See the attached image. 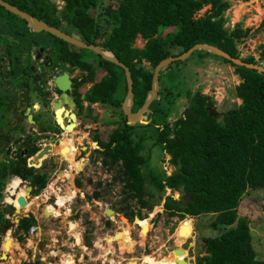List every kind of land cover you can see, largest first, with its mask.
Listing matches in <instances>:
<instances>
[{
	"label": "trees",
	"instance_id": "1",
	"mask_svg": "<svg viewBox=\"0 0 264 264\" xmlns=\"http://www.w3.org/2000/svg\"><path fill=\"white\" fill-rule=\"evenodd\" d=\"M30 1L34 7L29 8L34 14L38 11V16L49 25L59 28V24L65 23L72 26L79 39L112 52L128 66L133 81V112L144 102L151 88L153 68L159 61L177 56L197 43L214 45L232 57H239L237 43L248 33V28L225 27L224 12L229 8L227 0H118L114 4L106 0L107 4L96 16L92 12L102 5L103 0H62L60 10L50 0ZM260 26L264 29V21ZM167 28L172 30L162 34L161 31ZM138 37L145 40L141 48L134 45ZM54 38L65 47L69 46ZM195 51L201 53V58L211 56L231 63L210 52ZM90 52L98 57V67L104 73L85 93L84 99L121 108L126 95L123 69ZM261 55L264 60V43ZM243 60L258 64L252 56ZM70 61L89 71L81 83L93 81L95 70L92 63L81 56H74ZM144 62L151 69H147ZM231 64L241 79L235 86V95L241 100L238 106L215 117L209 116L214 100L196 91L187 94L188 105L180 117L171 124L166 120L154 123L152 134L140 135L135 130L152 124V120L142 126L129 125L123 114V121L116 128L104 136L96 133L94 137L103 147L102 163L110 168L119 167L114 181L117 179L123 183L126 198L136 199L143 208L152 207L143 199L146 178L141 166L146 165V159L141 150L145 149V140L152 139V146H159L161 156L164 153L170 156L169 163L174 170L167 174L163 169L159 173L149 169L148 181L156 187L160 200L166 189L180 190L184 196L190 192V200L184 204V199L176 200L167 195L164 210L169 216L181 219L214 214L212 226L221 229L214 236L200 239L203 254L197 256L195 264H264L263 259H257L252 247L248 221L237 215V206L249 189H264V74ZM161 93L159 89L158 94ZM153 104L158 105V100L150 106ZM3 175L1 172L0 177ZM34 184L37 186L35 192H39L46 186L47 177L38 174ZM77 184L80 185L79 181ZM125 209L126 216H134L129 203ZM33 224V218H24L19 228L28 231Z\"/></svg>",
	"mask_w": 264,
	"mask_h": 264
},
{
	"label": "rangeland",
	"instance_id": "2",
	"mask_svg": "<svg viewBox=\"0 0 264 264\" xmlns=\"http://www.w3.org/2000/svg\"><path fill=\"white\" fill-rule=\"evenodd\" d=\"M53 1L57 10H60L63 1ZM117 1L111 0L113 4ZM227 1L229 8L224 12L225 27L248 28L247 36L237 43L239 56L242 58L252 56L256 62H264L261 55L264 29L260 26L264 21V0ZM106 2L103 0L102 5L92 14L96 16L103 8L102 6L107 4ZM204 11L205 8L198 14L201 15ZM0 12L7 14L2 8ZM10 18L16 20L12 15ZM16 22L21 26L18 18ZM1 25L5 24L1 23ZM59 28L75 35L72 26L61 23ZM171 30L167 28L161 33L165 34ZM45 39L54 42V38L48 33L42 37V40ZM144 43L145 40L138 37L134 45L141 48ZM84 52L85 59L90 57L95 61L98 60V57L90 50ZM200 55L199 51H195L186 61L172 62L161 70L159 83L162 93L157 95L155 100H158V105L150 106L148 115L153 123L143 128H136L138 134H152L154 123H164L163 120L173 123L188 105V93L192 95L200 91L210 96L214 100L217 115L241 103L235 95V86L241 81L239 75L235 73V67L219 58L211 56L201 58ZM143 65L151 69L148 63L144 62ZM99 70L95 75L96 81L103 74ZM91 108L92 116H95L94 122H82L74 134L67 135L72 138L75 148L72 147L73 155L71 158L66 156V160L75 161V158L79 156V148H84L85 145L94 146L92 141L96 133L104 136L123 121L121 108L101 103H94ZM136 125L142 126L145 123ZM144 147L145 149L141 150L146 159V165L141 166L146 178L143 199L152 205L151 208H143L136 199L126 198L123 183L113 179L115 175L118 176V166L106 171L100 166L95 150H93L94 153L92 151V156H89L90 161L85 160L90 154L89 148L76 161L80 167L75 169H83L77 174L74 172L73 165L68 168L65 164L61 167L58 165L49 167L48 174H43L47 177L51 188L53 187V191L48 196L51 189L46 185L27 198L29 205L21 210L20 215L32 216L34 225L22 243L32 248L38 243L36 251L39 248L41 255L46 257V261H52V264H66V261L70 259L67 255L82 258L76 264H195L197 256L203 254L200 239L221 232V229H215L212 226L215 215L208 213L186 216L183 219L178 216H169L163 207L164 197L172 195L173 198L178 196L177 199L174 198L176 200L183 199V193L180 190L166 189L160 200L156 187L148 181V171L152 169L159 173L163 169L167 174L171 173L173 170L169 163L170 156L167 153L161 156V149L157 145L152 146V139L147 138ZM147 149H151V152ZM74 178L75 181H80V187L74 185ZM96 182H100V185L94 186ZM94 191L99 192L98 198L93 196ZM7 200L16 207L13 202L17 199L8 197ZM128 203L134 210L133 217L125 215ZM106 208H112L117 214L114 212L113 215H109L112 218L106 220ZM108 211L106 210L107 215ZM237 215L248 221L256 257L264 260V189H249L237 206ZM10 236L15 238L17 234L12 231ZM49 238L51 241L47 243ZM75 242L81 246H73ZM90 242L95 246H88ZM51 249L56 253L54 257H48ZM14 250L15 245L8 252L9 258L3 264H45L38 261V251L33 258L32 250L29 249L27 260L24 262L26 252L20 259L23 254L17 253L18 249ZM62 254H65L64 257Z\"/></svg>",
	"mask_w": 264,
	"mask_h": 264
},
{
	"label": "flooded vegetation",
	"instance_id": "3",
	"mask_svg": "<svg viewBox=\"0 0 264 264\" xmlns=\"http://www.w3.org/2000/svg\"><path fill=\"white\" fill-rule=\"evenodd\" d=\"M5 1L46 22L38 16V11L34 14L33 9L29 8L34 7L30 0ZM51 2L54 3L53 0ZM0 8L5 10L2 6ZM5 11L7 14L0 12V174L4 173L0 177V237L4 238L9 233L11 235L12 231L16 233L17 237L13 239L20 248L15 246L14 251L18 249L17 253L23 254L20 258L22 259L25 252L28 257L29 249L32 250L31 255L37 251L41 252L39 248L36 251L38 243L33 248L22 243L33 226L28 231H24L19 228V223L24 218L33 217L20 215L21 210L25 207H20L19 214L14 215L17 206L8 202L7 198L17 199L20 190L26 191L29 185L31 186L30 195L35 194L37 189L34 184L35 177L38 174H48L47 169L54 165L61 167L65 164V167L68 168L73 165L74 172L77 174L83 169H75L79 166L76 161L89 148L91 149L90 154L85 160L90 161L89 156L91 157L92 151L95 150L100 166L106 171L111 168L102 163L103 147L94 139L92 143L95 141L98 146L85 145L84 148H79V156L75 158V161L66 160L67 157H72V147L75 148L72 138L67 135L74 134L82 122L88 123L91 120L94 122L95 116H92L91 106L94 103H99L84 99L85 93L92 87L96 77L93 81L81 83L89 71L71 64L70 61L74 56H81L85 59V52H81L80 48L72 45L65 47L53 35L54 42L47 39L42 40V37L48 32H35L24 19ZM41 12L44 16V10ZM10 14L16 20L11 19ZM56 14L59 15V13ZM17 18L21 26L17 24ZM1 23L5 25H1ZM87 61L94 65L95 75L99 69V72L104 73L103 69L98 67V60L95 61L89 57ZM63 74H66L70 81L69 87L64 92L59 90L54 82L56 77ZM88 83L90 84L87 85ZM44 149H47V153L37 158V154ZM34 159L37 160L36 165L33 162ZM16 170L19 172L16 173ZM28 176H32L31 181H27ZM57 179L60 178L57 177ZM14 180H19L15 187L12 185ZM77 181L79 180L75 181L74 178L73 183L80 187L81 183L79 181L80 185H78ZM89 181L91 182V180ZM49 184L48 182L46 184L51 189L48 196L53 191ZM97 185H100V182L94 183V186ZM99 195V192L94 191V197L98 198ZM28 200H26L27 203ZM57 204L59 205V202ZM109 209L113 212L108 211L107 215L105 210L106 220L112 218L109 215H113L115 212L112 208ZM106 220L105 223H107ZM20 237L23 239L21 240ZM50 241L51 238L47 243ZM76 245L81 246L75 242L73 246ZM88 246L95 245L90 242ZM3 254L6 256L5 259L1 258ZM8 258V252L6 253L4 250L3 244L0 246V264H3ZM76 259L80 260L77 257Z\"/></svg>",
	"mask_w": 264,
	"mask_h": 264
},
{
	"label": "water",
	"instance_id": "4",
	"mask_svg": "<svg viewBox=\"0 0 264 264\" xmlns=\"http://www.w3.org/2000/svg\"><path fill=\"white\" fill-rule=\"evenodd\" d=\"M0 6H2L5 10L11 12L12 14L17 15L21 19H24L31 26L33 31H35V32H40V31L48 32L49 34L55 36L56 38H59V39L65 41L69 45H72L74 47H78L81 49L93 51L95 54L100 55V57L102 59L121 67L124 71L125 82H126V95H125V98L122 102L121 109H122L123 114L126 117V123L129 125L138 124L136 120L139 118H141V120L145 124H147L151 121L148 118V115L150 113L149 107L158 95V91L160 88V83H159L160 71L164 67L171 64L172 62L185 60L195 50H203V51L210 52L214 55H217V56H220V57H223V58L229 60L231 63H233L235 65L243 66V67H246L249 69H255L259 73L264 74V62L258 63V64L246 62L243 60L242 57H240V56L239 57H232L230 54H228L227 52L223 51L222 49H220L214 45H210V44H206V43H197V44L191 46L188 50L182 52L181 54H179L177 56H169L167 58L162 59L161 61H159L154 66L153 71H152L151 88L147 92V95H146L145 100L142 103V105L136 111L133 112V111H131V108L134 104V93H133V81L131 78L130 70H129L128 66L126 64H124L123 62H121L112 52L108 51L111 53V56H105L103 54V52L104 51L106 52L107 50H104L101 46L95 45V44H88V43L80 40L79 38H77L73 35L67 34V33L63 32L62 30H60L59 28H56L52 25L47 24L46 22L30 15L29 13L17 8L16 6L6 2L5 0H0ZM54 82H55L56 86L58 87V89L61 90L62 92H64L65 89H67L69 87V84H70V81H69L68 76L66 74H63L62 76L56 77L54 79ZM127 100H129V101L127 102ZM208 114H209V116L215 117L217 115L216 109L214 107H210ZM93 144L98 146L97 142H95V141L93 142ZM44 153H47V149H44L43 151L39 152L36 157L38 158V157L42 156ZM33 162L35 165L37 164V160L34 159ZM170 167L172 170H174L173 165H170ZM31 179H32V176L27 177V181H31ZM30 190H31V186L29 185L26 188L27 197L30 196V193H29ZM167 190H170V189H167ZM177 195H179V193ZM174 198L177 199L178 196H176ZM189 200H190V192L185 195L184 204H187ZM26 202L27 201H26V198L24 196H18L17 197V203H18L19 207H24L26 205ZM108 210L112 211L109 208L107 209V211ZM19 212H20L19 208H16L14 215H18ZM16 221H18V219H16ZM6 245H7V242H6ZM5 257H6L5 254H3L1 256L2 259H5Z\"/></svg>",
	"mask_w": 264,
	"mask_h": 264
},
{
	"label": "bare ground",
	"instance_id": "5",
	"mask_svg": "<svg viewBox=\"0 0 264 264\" xmlns=\"http://www.w3.org/2000/svg\"><path fill=\"white\" fill-rule=\"evenodd\" d=\"M103 54L105 55V56H111V53L110 52H108V51H104L103 52ZM129 100H127V102H128ZM129 106V105H128ZM140 119V120H139ZM139 119H137L136 121H137V123L138 124H141L143 121L141 120V118H139ZM94 146H95V144H94ZM93 146V147H94ZM97 148V147H96ZM19 183V180H15L14 181V183H13V187H15L17 184ZM53 188V187H52ZM21 192L17 195V196H24L25 198H26V200H27V194H26V191L25 190H23V189H21L20 190ZM13 192V191H12ZM16 206H17V208H20L19 207V205H18V203H17V201H15V202H13ZM27 205H29V203H27L26 202V205L24 206V207H26ZM23 207V208H24ZM25 209V208H24ZM48 214H49V212H48ZM6 242H7V245H6ZM13 245H15L16 246V248H20L19 247V245L14 241V239L9 235V234H7L6 235V237H5V243H4V250L5 251H7V252H10L11 251V248L13 247ZM112 253V252H111ZM70 260V261H69ZM73 261H72V258H70V259H68L67 261H66V264H71ZM65 263V262H64Z\"/></svg>",
	"mask_w": 264,
	"mask_h": 264
},
{
	"label": "built area",
	"instance_id": "6",
	"mask_svg": "<svg viewBox=\"0 0 264 264\" xmlns=\"http://www.w3.org/2000/svg\"><path fill=\"white\" fill-rule=\"evenodd\" d=\"M4 242H5V237L4 238L3 237H0V246H2L4 244ZM38 254H39V256H38L37 259H38L39 262H43L45 264H52V261H50V260H47L46 261V257L42 256L40 251L38 252ZM55 255H56V253L54 252L53 249H51L50 252H49V256L48 257H54ZM63 255H65V254H62V256ZM31 256L33 258H35L36 257V253L35 252L32 253ZM67 256L70 257V258H72V261H73L72 264H76L77 263L78 260L76 259L75 255H67ZM26 260H27V255H26L24 261H26ZM80 260H82V258H80Z\"/></svg>",
	"mask_w": 264,
	"mask_h": 264
},
{
	"label": "crops",
	"instance_id": "7",
	"mask_svg": "<svg viewBox=\"0 0 264 264\" xmlns=\"http://www.w3.org/2000/svg\"><path fill=\"white\" fill-rule=\"evenodd\" d=\"M240 82V81H239ZM160 89V88H159Z\"/></svg>",
	"mask_w": 264,
	"mask_h": 264
}]
</instances>
